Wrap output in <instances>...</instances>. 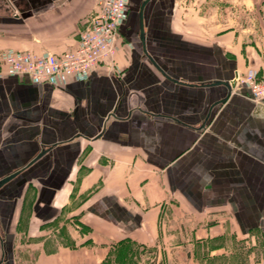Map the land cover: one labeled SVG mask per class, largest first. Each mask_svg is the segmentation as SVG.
Segmentation results:
<instances>
[{
	"label": "crops",
	"instance_id": "crops-1",
	"mask_svg": "<svg viewBox=\"0 0 264 264\" xmlns=\"http://www.w3.org/2000/svg\"><path fill=\"white\" fill-rule=\"evenodd\" d=\"M144 1L112 59L31 81L2 53L75 46L97 0H0V193L30 178L33 221L87 228L46 240L60 264H264V110L240 82L264 76V0Z\"/></svg>",
	"mask_w": 264,
	"mask_h": 264
},
{
	"label": "built area",
	"instance_id": "built-area-1",
	"mask_svg": "<svg viewBox=\"0 0 264 264\" xmlns=\"http://www.w3.org/2000/svg\"><path fill=\"white\" fill-rule=\"evenodd\" d=\"M128 11V0H97L96 9L79 31L75 46L60 53L9 49L1 57L8 72L31 81H54L64 75L84 77L103 61L114 57ZM240 82L248 87L255 103L264 105V76L247 73Z\"/></svg>",
	"mask_w": 264,
	"mask_h": 264
},
{
	"label": "rangeland",
	"instance_id": "rangeland-1",
	"mask_svg": "<svg viewBox=\"0 0 264 264\" xmlns=\"http://www.w3.org/2000/svg\"><path fill=\"white\" fill-rule=\"evenodd\" d=\"M236 21L242 22L244 19L235 18ZM184 21L186 25H196L197 22L201 21L202 25L208 24V18L199 19L194 17H185L179 19L178 22ZM230 19L218 18L212 19V22H217V30H224L225 25L229 24ZM253 20V19H250ZM234 20L233 22L236 23ZM170 22H173V18H170ZM198 25V24H197ZM173 26H177V19H174ZM212 34V33H211ZM203 36L207 38L209 36L208 32H202L200 37ZM198 38V37H197ZM232 51L227 50V53ZM246 75V74H245ZM243 75V76H245ZM32 180L27 178L26 181L19 189H15L9 194V192L0 193V230L6 240L7 257L4 264H60L57 259V255L49 257L47 248L49 243H46L51 236L54 234H60L62 236L72 235L73 232L82 231L87 232V228L81 226L76 219L70 220L61 219L62 225H56L55 222L47 223V221H33L32 217L34 214V207L38 205L41 196L36 195L34 197L33 184L27 181ZM31 182V181H30ZM43 199H41L42 201ZM40 201V202H41ZM43 202V201H42ZM73 218H76L73 215ZM67 221V222H65ZM64 240V237H61ZM242 249L245 247V243L238 244ZM0 247V255H1ZM234 250V249H233ZM246 250H239L238 253ZM129 257H124L121 255L114 261H106L105 264H127ZM110 260L112 259L109 258ZM222 262H230L231 264H236L240 259L223 257ZM140 264V263H138Z\"/></svg>",
	"mask_w": 264,
	"mask_h": 264
},
{
	"label": "water",
	"instance_id": "water-1",
	"mask_svg": "<svg viewBox=\"0 0 264 264\" xmlns=\"http://www.w3.org/2000/svg\"><path fill=\"white\" fill-rule=\"evenodd\" d=\"M148 0H145L143 5L147 2ZM142 16V15H141ZM141 27H142V33H144V27H143V23H141ZM143 37V36H142ZM217 83H224L225 85H227L228 87H232L235 85L236 83V78H233L231 80H227V81H217ZM257 107L259 109H262L264 110V105L261 104V103H256ZM20 173V170H17L7 176H5L4 178L0 179V186L1 185H5L6 183H9L11 181H13L17 176L18 174Z\"/></svg>",
	"mask_w": 264,
	"mask_h": 264
},
{
	"label": "flooded vegetation",
	"instance_id": "flooded-vegetation-1",
	"mask_svg": "<svg viewBox=\"0 0 264 264\" xmlns=\"http://www.w3.org/2000/svg\"><path fill=\"white\" fill-rule=\"evenodd\" d=\"M0 247H1V255H0V264H4V261L7 257V249H6V240L0 230Z\"/></svg>",
	"mask_w": 264,
	"mask_h": 264
}]
</instances>
